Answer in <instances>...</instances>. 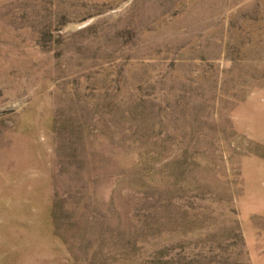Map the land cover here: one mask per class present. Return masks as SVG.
Here are the masks:
<instances>
[{"label": "rangeland", "instance_id": "obj_1", "mask_svg": "<svg viewBox=\"0 0 264 264\" xmlns=\"http://www.w3.org/2000/svg\"><path fill=\"white\" fill-rule=\"evenodd\" d=\"M0 264H264V0H0Z\"/></svg>", "mask_w": 264, "mask_h": 264}, {"label": "bare ground", "instance_id": "obj_2", "mask_svg": "<svg viewBox=\"0 0 264 264\" xmlns=\"http://www.w3.org/2000/svg\"><path fill=\"white\" fill-rule=\"evenodd\" d=\"M17 193V192H16ZM20 199V198H19ZM23 199V198H22ZM38 200V199H37ZM40 201V200H39ZM28 244V243H27ZM26 258V257H25Z\"/></svg>", "mask_w": 264, "mask_h": 264}]
</instances>
